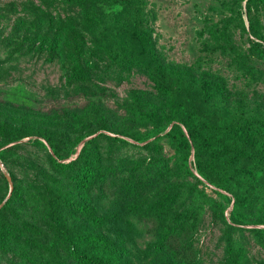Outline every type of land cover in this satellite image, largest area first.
<instances>
[{"label":"rangeland","instance_id":"374dc122","mask_svg":"<svg viewBox=\"0 0 264 264\" xmlns=\"http://www.w3.org/2000/svg\"><path fill=\"white\" fill-rule=\"evenodd\" d=\"M141 23L156 54L150 71L130 61L129 32ZM42 38L63 51L41 47ZM263 50L264 0H0V264H74L67 240L83 233L122 252L107 264H161L151 235L136 237L101 197L100 176L124 159L143 166L120 170L121 179L160 184L175 217L196 214L189 240L200 264H264V190L202 175L191 141L187 155L166 134L185 126L152 81L165 69L226 114L264 117ZM52 159L76 164L56 172ZM83 163L96 177L86 192L76 188ZM233 192L247 194L237 209ZM85 204L100 226L75 209Z\"/></svg>","mask_w":264,"mask_h":264},{"label":"trees","instance_id":"16d2710c","mask_svg":"<svg viewBox=\"0 0 264 264\" xmlns=\"http://www.w3.org/2000/svg\"><path fill=\"white\" fill-rule=\"evenodd\" d=\"M129 38L137 45L130 61L150 71L156 64L150 29L141 23L130 30ZM40 44L50 52L63 51L59 39L46 41L42 38ZM253 46L259 49L260 43L253 42ZM70 57L74 59V54L71 53ZM71 76L82 79L85 74L74 66ZM152 81L156 92L169 98L172 120L185 126L184 133L173 123L166 134L178 136L187 155L190 154L191 141L195 147L196 167L202 175L210 177L208 172H213L222 187L234 183L264 190V117L243 112L226 114L206 95L191 89L181 76L165 69L152 70ZM219 144L224 146V152L218 150ZM200 150L205 153V158H202ZM75 164L76 160L64 162L52 159L56 172H64ZM142 166L141 160L124 159L119 168L105 170L99 178L102 199L122 209L118 219L136 237L151 235V259L161 264H200L189 240L196 227V214L188 209L178 211L175 217V198L162 185L119 177L120 170L133 173ZM95 179V172L89 165H78V190L86 192ZM246 195L244 192H233L235 209L247 200ZM75 209L85 214L93 225H101V218L94 215L89 204L76 206ZM169 219L173 222L163 230ZM67 242L74 264H107L122 253L105 235L98 233H83L69 238Z\"/></svg>","mask_w":264,"mask_h":264}]
</instances>
